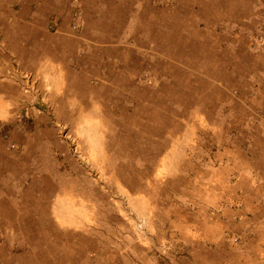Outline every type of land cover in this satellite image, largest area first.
<instances>
[{
  "label": "rangeland",
  "instance_id": "obj_1",
  "mask_svg": "<svg viewBox=\"0 0 264 264\" xmlns=\"http://www.w3.org/2000/svg\"><path fill=\"white\" fill-rule=\"evenodd\" d=\"M0 264H264V0H0Z\"/></svg>",
  "mask_w": 264,
  "mask_h": 264
},
{
  "label": "bare ground",
  "instance_id": "obj_2",
  "mask_svg": "<svg viewBox=\"0 0 264 264\" xmlns=\"http://www.w3.org/2000/svg\"><path fill=\"white\" fill-rule=\"evenodd\" d=\"M66 223V222H65ZM71 223V222H70Z\"/></svg>",
  "mask_w": 264,
  "mask_h": 264
}]
</instances>
